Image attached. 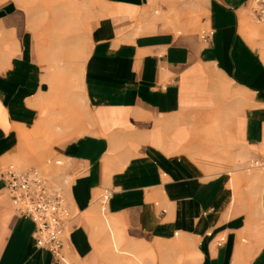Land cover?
Returning <instances> with one entry per match:
<instances>
[{"label": "crops", "instance_id": "0c3cea01", "mask_svg": "<svg viewBox=\"0 0 264 264\" xmlns=\"http://www.w3.org/2000/svg\"><path fill=\"white\" fill-rule=\"evenodd\" d=\"M107 2L117 12L92 28L77 75L84 122L53 146L72 177L64 260L264 264V38L250 34L252 0H156L163 29L136 36L118 35L113 18L148 0ZM24 19L0 11V264H64L35 245L2 179L24 152L19 132L35 136L55 89L75 85L65 74L52 89ZM248 163L263 167L240 175Z\"/></svg>", "mask_w": 264, "mask_h": 264}, {"label": "rangeland", "instance_id": "374dc122", "mask_svg": "<svg viewBox=\"0 0 264 264\" xmlns=\"http://www.w3.org/2000/svg\"><path fill=\"white\" fill-rule=\"evenodd\" d=\"M107 1L109 0H0V11L3 8L12 10L15 8L24 15L23 32L31 35L33 39L35 59L38 64L48 74H52L47 77L48 80L49 76L53 77L52 89L61 86L60 84L65 81V74L68 82L72 80L71 82L75 83L69 90L70 95L63 93L61 89H55L52 101L47 103L48 107H46L47 122L44 118L38 122L39 131L35 136L31 131L19 132L20 138L24 139V152L17 159L4 163V166L12 164L20 169L36 166L62 186L65 196L72 177L64 170V161L53 152V146L58 141L65 140L66 135L78 134L80 132L78 129L84 122L85 112L82 101L74 100L77 97L75 94L79 92V87L76 85L77 75L85 48L89 45L92 28L101 17L117 12L113 9L115 6H107ZM155 1L148 0L147 5L132 10L131 17L127 11L128 14L124 18L119 20L113 18L118 35L136 36L162 30L163 27L159 25L160 9ZM177 18L179 20V17ZM148 19H153V23H149ZM251 25L250 34L264 38L263 28L252 21ZM205 28L199 26L196 31L200 33ZM178 30L180 28L175 29ZM66 96H69L68 100ZM48 160L50 162L47 164ZM56 160H61V164H54ZM248 167L249 163L244 166L240 175L250 174L263 166ZM233 175L235 176L231 174ZM102 194L103 191L98 193L96 198L98 204ZM65 261L70 264L66 257Z\"/></svg>", "mask_w": 264, "mask_h": 264}, {"label": "built area", "instance_id": "2783aa9c", "mask_svg": "<svg viewBox=\"0 0 264 264\" xmlns=\"http://www.w3.org/2000/svg\"><path fill=\"white\" fill-rule=\"evenodd\" d=\"M251 20L264 29V0H252ZM210 32L201 34L203 40ZM56 165L61 164L56 160ZM5 190L17 214L34 223L32 238L35 245L49 251L57 261L66 264L61 249L69 233L72 212L62 186L40 168L20 169L8 165L2 171ZM102 201L108 193L103 191Z\"/></svg>", "mask_w": 264, "mask_h": 264}]
</instances>
